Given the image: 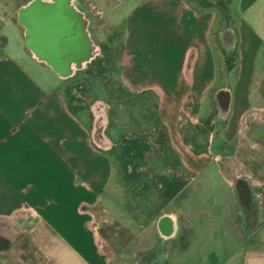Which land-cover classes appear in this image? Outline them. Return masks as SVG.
<instances>
[{
    "label": "crops",
    "instance_id": "crops-1",
    "mask_svg": "<svg viewBox=\"0 0 264 264\" xmlns=\"http://www.w3.org/2000/svg\"><path fill=\"white\" fill-rule=\"evenodd\" d=\"M18 10L0 6V264H26L29 254L32 264H129V244L114 252L99 234L94 214L112 210L126 228L139 226L142 250L163 244L176 258L186 251L178 237L163 243L158 218L122 188L106 136L107 111L101 144L93 111L100 104L91 114L75 107L66 87L60 90L51 75L33 69L43 63L26 47ZM120 31L121 85L156 96L170 148L193 165L192 171L184 167L193 187L219 182L229 192L225 201L190 200L194 215L184 211L188 203L178 194L163 214L174 219L177 233L189 224L191 248L201 234L212 241L215 264L221 262L213 241L221 239L238 243L237 264H264V181L255 179L264 160V0H138ZM206 119L209 135L197 141L206 152L195 154L180 125L191 132ZM238 181L249 195L244 205Z\"/></svg>",
    "mask_w": 264,
    "mask_h": 264
},
{
    "label": "rangeland",
    "instance_id": "rangeland-1",
    "mask_svg": "<svg viewBox=\"0 0 264 264\" xmlns=\"http://www.w3.org/2000/svg\"><path fill=\"white\" fill-rule=\"evenodd\" d=\"M30 1L31 0H0V6L13 13L16 9L24 6ZM136 2H138V0H85V4L90 9L91 15V40L95 45H101L104 48H107L106 50L108 54H106L107 56H110L108 57L109 59L111 58V65L107 64L108 59L107 56H105L99 67L94 65L90 69L88 68L86 71L77 73L75 77L64 81L59 80L57 75L44 64H40L39 66L35 64L31 65L37 73L45 71L51 75L56 83V86L60 90H63L66 87V97L71 104H74L75 107H85L91 114L93 107L96 104H100L101 109L103 111H107L105 113L107 120L106 123H108L106 136L112 141V158L115 160V164L118 163L119 167L122 163L121 150L119 149L121 138L134 140L140 137L143 140V145L149 147L145 155V159L147 160L148 158V160H145V162L141 165L139 164L140 171L147 173L149 176V182L155 184L157 187L156 189L158 190L160 186L157 185L158 183L155 180L157 179L156 176L168 174L166 170L161 168L162 165L159 160L160 154L158 152L160 150V146L155 144L157 138L152 136L151 132H145L146 137H144L139 134V131H141L140 129H135V123L139 122V118L136 117V112H134V110L130 109L129 106V108L125 106V102L123 101L124 95L122 94V90L120 88L121 84L118 75L119 64L117 63V58L120 56L122 40V32L120 30L124 26L127 13ZM118 97L120 100L117 99ZM129 114L134 116L135 121L130 120ZM216 144L217 143H215V146ZM205 146V144L202 145V147ZM177 154L181 158L180 160L183 167L192 171L191 166L193 165L188 160V157H182V153L180 154L178 151ZM135 163H138V161L135 160L134 164ZM261 164L263 166L262 176H257L255 179L263 182L264 160L261 161ZM213 167V165L208 166V170L213 169ZM194 185L189 183L179 194L178 198L180 201L182 200L183 202L188 203L187 207L184 206V211L191 213L192 215H194L197 208L196 206H192L190 204V200L210 202L213 199L216 201H225L228 199V188L222 183L216 182L214 187L199 186V188H197L193 187ZM149 196L157 203V195L154 190L149 192ZM212 209L214 208L212 206H208V204H205L203 208V210L213 216L214 214H211ZM220 210L223 209L220 208ZM124 212L127 214L126 211ZM110 214L111 215L102 211H97L94 214L99 223L98 228L100 236L111 244V248L114 252L121 249L124 244H129V251H131V255L128 263L135 264V261L137 264H142V255H140L139 252L143 250L138 244V239H132L133 234H137L138 229L136 226L133 228H126L123 226L121 224V222L124 221L123 217L120 216L121 213L117 210H112ZM115 214L118 218H116ZM180 220L184 222L185 218L182 217ZM199 237V244L197 247L194 246L191 248L192 242L189 241V247L186 251L180 253L176 258L171 257L169 253L170 247L162 248L167 254L169 253L168 255H170L168 257L169 261L166 259L165 262L167 264H169L170 261H174V264H215V262H213L214 257L212 256L209 246L210 243L212 245V241L208 242L206 240H202V234ZM213 246L220 253L219 259L221 264L224 263L222 262L224 259L226 260L229 257H236V261L233 264L238 263L237 260L241 256V252L238 251V243H229L226 239H221L213 241ZM23 247L28 248L29 251L34 248L28 240L24 241ZM138 253L139 256L136 257V254ZM23 259L26 264H32L34 261L30 254L24 255ZM165 262L162 260L160 263L164 264Z\"/></svg>",
    "mask_w": 264,
    "mask_h": 264
},
{
    "label": "trees",
    "instance_id": "trees-1",
    "mask_svg": "<svg viewBox=\"0 0 264 264\" xmlns=\"http://www.w3.org/2000/svg\"><path fill=\"white\" fill-rule=\"evenodd\" d=\"M121 56L122 47L120 48V56L117 58L119 66ZM108 57L110 56H107V64L111 65V58L109 59ZM101 61L102 60H96L90 63L88 68L90 69L94 65L99 67L101 65ZM120 88L122 90V94L124 95L123 101L125 102V106H129L130 109L134 110V112H136V117L139 118V122L137 121L138 123H135V129H140L141 131H139V134L144 137H146L145 132L149 131L152 133V136L157 138L155 144L160 146V150L158 152L160 154L159 160L162 165L161 168L168 172L167 175L156 176L157 179L155 180L158 183L157 185L160 186V190H157L156 185L149 182V176L147 173L140 171L139 168V164L141 165L146 160L145 155L149 147L143 145V140L140 137L134 140L121 138L119 149L121 150L122 163L120 167L118 163L116 164L120 173V183L123 190L132 201L151 211L152 214H155L154 209L152 208L156 205L151 204L150 202L156 201L149 196V192L154 190L157 195V202L164 205L168 201L173 200L186 188V186L190 183L192 176L182 166L180 160L170 148L165 129L160 124L157 117L156 96L147 91L142 93H131L122 85ZM117 99H119V97ZM130 120L135 121L133 115H130ZM209 120L210 119H206L199 122V124L196 125L191 132H188L189 130L186 129L183 124L180 125V134L183 141L190 146L192 152L195 154L206 152V146L202 147L203 144L198 143L197 141L200 139V141L203 142L209 135L211 130ZM135 160L138 161V163L134 164ZM113 161L115 162L114 159Z\"/></svg>",
    "mask_w": 264,
    "mask_h": 264
},
{
    "label": "water",
    "instance_id": "water-1",
    "mask_svg": "<svg viewBox=\"0 0 264 264\" xmlns=\"http://www.w3.org/2000/svg\"><path fill=\"white\" fill-rule=\"evenodd\" d=\"M71 2L31 0L17 12V20L23 28L24 41L32 57L49 67L61 80L71 78L97 54L87 22ZM93 111L96 114L95 137L104 144L101 136L104 112L100 107Z\"/></svg>",
    "mask_w": 264,
    "mask_h": 264
},
{
    "label": "flooded vegetation",
    "instance_id": "flooded-vegetation-1",
    "mask_svg": "<svg viewBox=\"0 0 264 264\" xmlns=\"http://www.w3.org/2000/svg\"><path fill=\"white\" fill-rule=\"evenodd\" d=\"M73 8L76 10L77 13H79L82 18L87 22V30L90 34V24H91V18H90V9L88 8V6H86L85 4V0H72L71 2ZM91 39V36H90ZM93 42V41H92ZM94 44V43H93ZM96 50H97V54L96 56L81 70L76 71L74 73V75L71 77H75L77 75V73L86 71L88 69V65L96 60H103V58L106 56L107 53V48H104L103 46L99 45H95ZM237 186V191H238V195H239V200L241 202L242 205L246 204V201L248 199V193L245 191V189H243V182L242 181H238L236 183ZM173 200L168 201L166 204L162 205L160 204V202H150L151 204H154L156 206H153L154 208V213L152 214L151 211L145 209L144 210L152 217L154 218H158L157 219V229H158V233L160 236V239L164 242L171 240L172 238H177V242H178V247L180 249L181 252H183L184 250H186L189 247V241H190V226L189 224H184L183 230H181V232L177 233L179 231V228L177 227V224H175V221L172 217L168 216V215H164L163 212L164 210L168 207V205L172 202ZM254 213V215L258 214V212L256 211V209H252ZM251 220H255L254 218H251ZM136 228L138 229L139 232V226L136 225ZM137 232V233H138ZM178 234V236H177ZM136 235V236H135ZM137 234H133L132 239L136 238ZM165 246L163 244H157L155 247H153L152 249H145L140 253V255H142V264H161L160 262L163 260V262H165V260H168V257L170 255H168L169 253L171 254V250H169V253L167 254L164 249ZM162 249V250H161ZM139 253L136 254V257L139 256ZM164 253V254H163ZM166 255V256H164ZM141 259V258H140ZM169 261V260H168ZM135 264H137L134 261Z\"/></svg>",
    "mask_w": 264,
    "mask_h": 264
}]
</instances>
